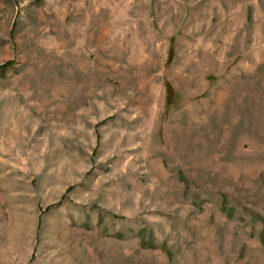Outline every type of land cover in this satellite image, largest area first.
Wrapping results in <instances>:
<instances>
[{"label":"rangeland","instance_id":"obj_1","mask_svg":"<svg viewBox=\"0 0 264 264\" xmlns=\"http://www.w3.org/2000/svg\"><path fill=\"white\" fill-rule=\"evenodd\" d=\"M9 60L0 264H264V0H0Z\"/></svg>","mask_w":264,"mask_h":264},{"label":"trees","instance_id":"obj_2","mask_svg":"<svg viewBox=\"0 0 264 264\" xmlns=\"http://www.w3.org/2000/svg\"><path fill=\"white\" fill-rule=\"evenodd\" d=\"M12 64H14L13 60H9L4 62L3 64H0V72H3L4 70H6L9 66H11ZM145 243V241L143 242V244Z\"/></svg>","mask_w":264,"mask_h":264}]
</instances>
